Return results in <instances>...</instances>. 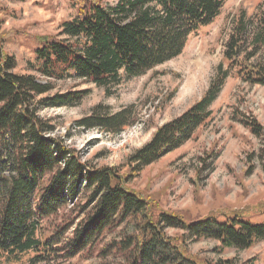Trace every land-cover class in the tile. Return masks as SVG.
<instances>
[{
    "label": "trees",
    "instance_id": "16d2710c",
    "mask_svg": "<svg viewBox=\"0 0 264 264\" xmlns=\"http://www.w3.org/2000/svg\"><path fill=\"white\" fill-rule=\"evenodd\" d=\"M70 1L79 14L62 21L61 37L37 36L34 68L47 79L80 78L99 87L141 75L176 57L187 37L209 24L223 5V0H118L108 8L100 0ZM1 24L0 16V257L33 251L37 261L55 256L69 259L83 250L91 251L114 228L128 223L132 233L111 241L115 255L121 258L119 264H235L231 259L213 261L193 255L188 245L211 239L221 247L246 249L264 240V222L252 224L243 219L241 211L191 220L162 209L127 185L128 173L137 174L189 140L207 122L229 71L250 85L264 87V62L254 59L264 48V0L254 14L242 9L233 17L223 49L227 67L221 62L201 98L158 126L128 156L127 172L90 165L64 140L51 135L53 125L39 112L72 106L83 99L86 90L39 97L53 89L51 82L14 71L15 59L3 48ZM246 49L250 52L244 55ZM136 118L132 105L110 113L98 104L76 124L117 134ZM238 120L264 139L257 120L240 116ZM248 165L252 170L250 160ZM79 196L85 198L87 207L82 205V210L86 207V216L73 228L72 236L64 239L63 228L41 235V222ZM167 229L180 232L168 234ZM101 251L105 255L107 250Z\"/></svg>",
    "mask_w": 264,
    "mask_h": 264
},
{
    "label": "rangeland",
    "instance_id": "374dc122",
    "mask_svg": "<svg viewBox=\"0 0 264 264\" xmlns=\"http://www.w3.org/2000/svg\"><path fill=\"white\" fill-rule=\"evenodd\" d=\"M117 1L100 0L108 8ZM261 1L223 0L219 14L187 37L179 55L141 75L121 77L106 87L80 78L47 79L34 68L37 36L61 37L62 21L79 14L78 7L70 0H0L3 48L14 57L15 72L33 74L42 83L51 82L53 89L39 97L86 90L83 99L74 105L44 108L39 114L53 125L51 135L64 140L80 160L127 172L128 156L146 143L158 126L180 115L201 98L221 62L227 67L223 49L231 20L242 9L248 15L254 14ZM249 52L250 49H246L244 55ZM254 59L264 62V48L257 51ZM98 104L107 107L110 113L132 105L137 118L117 134L77 126L76 121L89 115ZM210 109V118L189 140L137 174L128 173L127 185L152 198L162 209L180 212L191 220L233 210L241 211L243 219L252 224L262 223L264 139L254 136L238 117L257 120L264 135V87L250 85L234 70L229 71ZM82 205L86 206L85 198L79 196L56 215L43 220L41 235L63 228L64 239L71 237L73 228L86 216L87 206L82 210ZM178 232L167 229L168 234ZM130 233L129 223L114 228L91 251L83 250L69 259L55 256L53 260L37 261L35 253L29 251L14 258L3 255L0 264H119L121 258L115 255L111 241L115 243V239ZM103 248L107 250L105 255ZM188 249L193 255L213 261L231 259L235 264H264L263 239L246 249L221 247L215 240L200 239L190 242Z\"/></svg>",
    "mask_w": 264,
    "mask_h": 264
}]
</instances>
